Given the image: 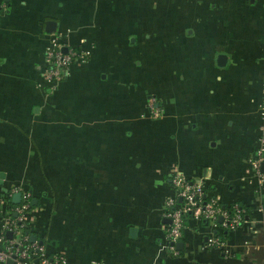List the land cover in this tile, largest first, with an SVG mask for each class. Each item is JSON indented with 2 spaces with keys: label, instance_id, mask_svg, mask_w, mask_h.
<instances>
[{
  "label": "crops",
  "instance_id": "1",
  "mask_svg": "<svg viewBox=\"0 0 264 264\" xmlns=\"http://www.w3.org/2000/svg\"><path fill=\"white\" fill-rule=\"evenodd\" d=\"M53 36L89 55L50 88ZM263 94L264 0H0V195L30 189L29 232L66 264H264ZM175 172L245 206L222 244L190 216L170 249Z\"/></svg>",
  "mask_w": 264,
  "mask_h": 264
},
{
  "label": "built area",
  "instance_id": "2",
  "mask_svg": "<svg viewBox=\"0 0 264 264\" xmlns=\"http://www.w3.org/2000/svg\"><path fill=\"white\" fill-rule=\"evenodd\" d=\"M53 36L44 49L45 65L41 74L50 88L62 82L70 67L76 61H83L89 55L84 48L66 45ZM147 108L153 117H158L163 109L155 95H149L146 101ZM260 124V147L257 154L251 159V164L259 181H264V94L262 95ZM174 191L164 201V212L170 221L166 225L165 235L170 241V249L182 237L185 220L190 217L204 216L218 222L221 230H230L240 225L243 220L244 209L233 203L232 211L222 208L219 202L207 194L203 183L190 180L179 172L172 175ZM19 192V201L11 205L12 195ZM0 195V212L7 221V227L12 231V236H6L0 231V264H66V257L62 253H48L41 241L31 239L27 226L28 213L32 208V193L23 183H16L3 190ZM206 199V200H205ZM205 200V201H204ZM13 211V215L11 212ZM221 220L218 221V217ZM224 241L217 235L206 237L207 245H218ZM11 259V263L7 260Z\"/></svg>",
  "mask_w": 264,
  "mask_h": 264
},
{
  "label": "water",
  "instance_id": "3",
  "mask_svg": "<svg viewBox=\"0 0 264 264\" xmlns=\"http://www.w3.org/2000/svg\"><path fill=\"white\" fill-rule=\"evenodd\" d=\"M46 23L48 24V29L50 30V31H54L55 30V21L54 20H48V21H46ZM63 49L64 50H66V46L65 47H63ZM225 59V55L224 54H220L219 56H218V62L219 63H222V61L221 60H224ZM262 167L264 168V162L262 163ZM3 177H4V172L3 171H0V184H2L3 183ZM4 189H6L5 187H3ZM19 198H20V194H19V192H15L13 195H12V201H14V202H17V201H19ZM33 202H35V199H33ZM219 220H221V217L219 216ZM7 235H9V236H12V232L11 231H7V233H6ZM37 236H36V234L35 233H30V238L31 239H35ZM180 244V241L179 242H177V244ZM7 262L8 263H11V259H8L7 260Z\"/></svg>",
  "mask_w": 264,
  "mask_h": 264
},
{
  "label": "trees",
  "instance_id": "4",
  "mask_svg": "<svg viewBox=\"0 0 264 264\" xmlns=\"http://www.w3.org/2000/svg\"><path fill=\"white\" fill-rule=\"evenodd\" d=\"M206 200V199H205ZM204 200V201H205ZM14 201H12L11 200V205L12 204H14L13 203ZM220 204V203H219ZM239 206H241L242 208L243 207H245L243 204H241V203H237ZM232 205H233V203H230V204H224V205H221L220 204V206L222 207V208H224V209H226V210H228V211H232ZM11 214L13 215L14 213H13V211L11 212ZM243 217H244V211H243ZM2 218V214H1V212H0V219ZM228 231L229 230H220L218 233H217V236L218 237H220V239H222V240H224V238L225 237H227V235H228ZM6 235V234H5ZM7 236V235H6Z\"/></svg>",
  "mask_w": 264,
  "mask_h": 264
}]
</instances>
